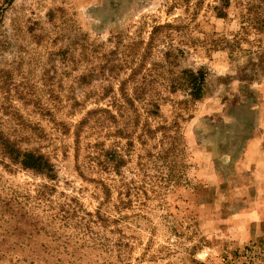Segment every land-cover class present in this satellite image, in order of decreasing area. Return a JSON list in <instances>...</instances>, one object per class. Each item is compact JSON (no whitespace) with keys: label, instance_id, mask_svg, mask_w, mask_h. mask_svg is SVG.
I'll list each match as a JSON object with an SVG mask.
<instances>
[{"label":"rangeland","instance_id":"rangeland-1","mask_svg":"<svg viewBox=\"0 0 264 264\" xmlns=\"http://www.w3.org/2000/svg\"><path fill=\"white\" fill-rule=\"evenodd\" d=\"M0 137V264H264V0H0Z\"/></svg>","mask_w":264,"mask_h":264},{"label":"trees","instance_id":"trees-1","mask_svg":"<svg viewBox=\"0 0 264 264\" xmlns=\"http://www.w3.org/2000/svg\"><path fill=\"white\" fill-rule=\"evenodd\" d=\"M188 76L189 85L191 89V95L194 100H198L204 89L205 76L202 72L194 74L191 72H185ZM0 150L6 158H8L13 164L20 166L24 170L33 171L38 174H45L48 179L55 178L54 166L44 155L34 152H23L16 147L10 139L0 137ZM118 171V166H116Z\"/></svg>","mask_w":264,"mask_h":264}]
</instances>
